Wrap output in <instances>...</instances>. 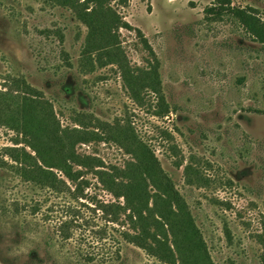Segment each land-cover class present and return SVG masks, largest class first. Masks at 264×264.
I'll return each instance as SVG.
<instances>
[{"label": "rangeland", "instance_id": "rangeland-1", "mask_svg": "<svg viewBox=\"0 0 264 264\" xmlns=\"http://www.w3.org/2000/svg\"><path fill=\"white\" fill-rule=\"evenodd\" d=\"M114 7L148 39L168 115L155 116L158 97L150 90L134 99L115 65L88 71L82 59L87 28L72 11L46 0H0V93L29 85L62 127H80L82 115L115 134L130 125L206 244L199 249L189 228L178 225L184 264H264V43L239 16L252 13L264 33V0H128ZM120 35L129 66L136 74L149 69L154 58L137 33L122 29ZM13 96L15 103L6 107L0 94V160L10 166L4 149L23 146L6 125L22 93ZM77 151L100 158L104 172L133 159L108 141L80 144ZM86 178L91 199L81 201L92 209L72 203L66 189L25 183L14 168L0 164V264H167L124 240L123 232L135 234L124 211L118 225L94 209L124 199L95 175ZM147 182L150 194L157 193ZM70 203L80 225L66 240L61 224ZM176 204L172 210L178 212ZM102 229L107 234L100 237Z\"/></svg>", "mask_w": 264, "mask_h": 264}, {"label": "trees", "instance_id": "trees-1", "mask_svg": "<svg viewBox=\"0 0 264 264\" xmlns=\"http://www.w3.org/2000/svg\"><path fill=\"white\" fill-rule=\"evenodd\" d=\"M46 1L69 9L87 28L82 59L88 64V71H93L96 67L115 65L134 99H140L139 95L142 91L150 90L158 97L160 110L155 112V116L168 115L170 108L163 96L158 59L143 32L131 26L114 7L115 4L125 7L128 5V0ZM220 3L231 5V0H220ZM207 12L209 13L210 10L208 9ZM239 14L250 33L257 35L260 42L264 43V33L256 26L257 20L252 13L241 11ZM122 29L135 31L150 50L154 59L149 69L140 70L136 74L129 66L120 41ZM29 87L22 83L14 92L9 89L0 93L4 97L3 103L7 105L6 107H10L9 101L15 103V96H13L15 93L16 95L19 91L22 93L17 104H14L17 108L14 111L16 115L11 119L8 118L6 125L19 133L21 138L15 142L16 145L23 146L5 148L4 157L14 162L15 166H10L1 158L2 166L14 168L25 183L39 185L51 189L52 192L66 189L72 203H80L88 209H92L90 204L81 200L91 199L87 193L85 194L90 185L86 176L95 175L104 189L116 199H124V204L100 202L94 209L101 210L105 219H109L108 223L118 225L121 223L120 210L124 211L127 221L131 223L130 227L135 232V234L123 232L124 240L167 264H181V261L184 264L182 248L180 249L181 245L177 239L179 226L186 230L189 228L196 237L199 249L206 247L202 234L195 226L190 213L187 212L185 216H182L179 203L181 198L169 185L157 158L142 143L130 125L127 128H120L119 133L116 131L115 134L113 128L99 123L93 124L91 118L82 115L76 120L80 127H62L55 119L53 111L43 105L39 94ZM29 91L34 95L28 97ZM35 114H40L43 119L39 121ZM91 125L93 130L89 128ZM163 133L168 138H172L168 132ZM96 141L114 142L133 159L125 162L122 167L111 166L110 172H104L100 170L104 165L100 158L80 154L77 151L78 145ZM147 181L153 184L157 193L150 194ZM151 202L152 205H150ZM72 203L67 207L70 211L67 220L61 224L63 237L66 240L73 238V229L80 225L76 219L78 217L76 207ZM173 203L179 206L178 212L172 210ZM39 207L40 205L37 204L33 211H38ZM163 209L166 213H163ZM106 234L105 229L98 233L100 237Z\"/></svg>", "mask_w": 264, "mask_h": 264}]
</instances>
